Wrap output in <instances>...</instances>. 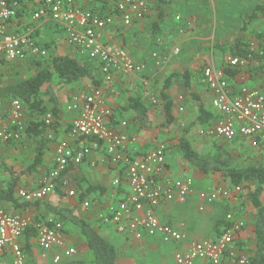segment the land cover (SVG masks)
Masks as SVG:
<instances>
[{
    "label": "crops",
    "instance_id": "1",
    "mask_svg": "<svg viewBox=\"0 0 264 264\" xmlns=\"http://www.w3.org/2000/svg\"><path fill=\"white\" fill-rule=\"evenodd\" d=\"M33 1L21 6L19 16L9 24L10 32L24 34L32 27L35 40L47 50V58L54 56L77 58L80 63L88 64L91 67V71L96 80L100 82V85L96 86L90 79H83L78 83L67 86L58 85L57 83L46 85L41 96L49 109L54 106L51 99L55 97L58 101L59 112L53 129H49L46 133L49 142L45 149L44 163L38 169H29L37 156L38 144L32 139H26L24 136L25 131L18 141L4 142L0 139L1 161L8 170L1 172L0 183L2 179L11 178L10 173L20 175L17 189H15V197L18 198L19 190H32L41 186L51 169L55 167L56 147L61 141H66L74 146L90 145L92 141L75 140L71 137L70 128L75 113L71 112L69 107L76 97L91 94L95 88H100L105 106L113 113L111 122L118 124L121 121H127L129 124L127 132L138 137L139 142L133 147L136 154H145L158 144L165 143L168 145L167 165L169 173L175 178L185 176L193 178L195 193L189 197L187 203L183 205L168 204L160 211L161 220L165 224L173 225L185 231L189 243H164L159 237L151 238L148 236H145L142 240H137L129 233L118 232L114 224L103 222L102 215L106 214L105 208L110 204H116L123 200L129 192L126 182L121 186L114 185L115 179L122 177L124 171L121 167L111 164L105 146L95 147V145H91V152L84 163L72 168L69 167L58 180L56 191L44 200L31 202L27 208L16 207L11 202L3 201L0 203V211L10 215L22 216L30 224L40 223L51 227V224H55L56 221V216L52 211L53 208H74L76 215L88 221L102 237L120 251L117 264H174L173 255L175 251L187 250L192 242L219 238L220 236L215 231L216 224L225 221L229 225L227 217L232 214L234 220H242L245 223V228L236 237V252L239 256H248L255 248L254 224L256 218L255 208L253 207L254 212H251V209L242 201L244 200L243 194L245 192L248 194L249 189H244L243 194L240 196L222 198L213 204H204L199 199L198 193L200 191H210L216 187L231 188L228 181L223 179L221 181L220 177L203 174L187 164L178 149V138L176 142L172 143L162 140L164 136L163 126L173 127L175 125L166 124L163 93L173 102L174 123H178L179 115L185 121L192 123L198 116L201 102L215 111L212 107V92L202 79L197 81L192 79L190 89L184 85L178 87L177 84H183V82L180 81V83L176 80L174 85L170 83L168 89H164V83L159 92L150 91V87L157 85V80H160L164 74L171 76L185 71L192 74L190 66L193 63L192 69L197 70L200 63L197 62L201 53L199 49H202V41L209 43L210 40H214V35L209 40L203 38V26L206 25L207 19L225 18L224 25H229L230 18L238 19L239 40L250 44L251 37L257 35L256 29H254L255 24H260L263 20L261 18L252 20L247 30L243 31L241 29L243 25L242 14L243 16L252 14L261 0H171L170 4L166 6L165 18L161 21L157 1L148 0L149 12L147 15L143 19L134 20L132 25L128 27L123 24L121 17L115 10L119 0H75L78 7L101 15L111 16L113 22L102 32L101 40L106 44L124 48L136 62L143 63L146 67L142 74L126 75L120 72L112 78H106L101 73V69L98 68L100 66L98 61H87L85 56L79 54L77 49L67 42L63 28L56 25L50 18L33 21L32 13L37 7ZM156 25H158V28ZM232 34L233 38L235 34L234 32ZM232 38L224 37L225 43L229 44ZM255 46L253 45V47ZM175 48H179L180 52L171 57L165 67L168 70L166 73L163 70L165 68L159 69L156 66L152 54L157 52L165 55L167 51L171 52ZM212 50H214V47L207 45L205 51L211 53ZM212 57L210 58L213 63ZM42 60L43 58L39 57H29L23 62L6 64L0 72V78H3L5 73L11 71L20 63V65L28 64L30 69H34L36 63ZM224 62L222 63L224 64ZM169 65L170 67H168ZM243 70L244 72L236 77V81L240 84L234 86L235 88L238 89L241 85L250 88L264 86L263 66L252 63ZM167 79L168 77L165 78V82ZM193 93L200 97V103L193 99L191 96ZM132 95H139L146 104L148 109L146 117L128 109L127 103ZM180 108H183V110L181 111ZM10 111V101L0 103V116L5 120V127H9ZM215 113L218 117H222L217 111ZM31 120L29 117L27 118L26 129ZM193 131L195 134L193 136L196 138V129ZM50 133L55 134L57 141L48 138ZM190 135H188V138H190ZM176 136L178 137V134ZM173 137L175 138V136ZM206 139L207 137L201 140ZM245 143L248 144L247 141ZM90 187H94L96 190L89 193L86 201L81 203V195L84 192L86 193ZM71 191L75 193V196H70ZM17 200L24 203L19 198ZM86 202L91 204L90 208L84 207ZM62 225V235L67 242V246L75 248L76 253L71 257H64L60 264H70L72 262L90 264L89 262H92L90 259L93 258L92 252L88 248L80 229L72 223ZM224 229L225 227L222 224L219 233H222ZM21 243L24 245L23 238ZM167 245L173 247V255H168ZM59 252L61 250H44L39 245L38 239L35 238L32 241L31 254H25L26 261L27 264L30 261H34L35 264H53L52 258ZM4 255L6 257L0 260V264L4 262H12L13 264V255L8 250H0V256ZM196 264L211 263L200 260ZM222 264L237 263L227 257Z\"/></svg>",
    "mask_w": 264,
    "mask_h": 264
},
{
    "label": "built area",
    "instance_id": "2",
    "mask_svg": "<svg viewBox=\"0 0 264 264\" xmlns=\"http://www.w3.org/2000/svg\"><path fill=\"white\" fill-rule=\"evenodd\" d=\"M33 2L37 6L32 13L33 21L50 18L62 27L67 42L82 56L98 61L101 73L106 78H112L120 72L126 75L142 74L145 70V65L136 62L124 48L101 40L102 32L113 22L111 16L78 7L75 0ZM148 4V0H120L116 12L128 27L134 20L143 19L147 15ZM20 8L18 1L0 0V72L6 64L23 62L29 57H47V50L34 38L32 27L24 34L10 32L9 24L18 17ZM179 52V48L165 55L154 52L152 58L156 66L165 68L171 57ZM261 55L264 53L261 52ZM226 63L229 68L238 70L247 68L250 60L228 56ZM203 75L204 82L212 92V107L222 118L212 127L200 129V134L228 141H247L253 149L264 151V86L250 88L241 85L237 89L230 84L226 72L215 67H206ZM69 110L75 113L70 128L71 137L75 140L92 141L91 144L74 146L61 141L56 147L55 167L41 186L32 190L21 189L17 197L29 203L44 200L56 191L58 180L69 167L84 163L91 152V145L105 146L111 164L124 171L122 177L115 179L114 185L121 186L126 182L129 192L123 200L105 208L103 222L114 224L118 232L129 233L137 240L148 236L159 237L164 243H189L185 231L165 224L160 216L161 209L166 205H183L195 193L192 177L175 178L169 173L168 145L160 143L145 154H136L133 147L139 142L138 137L127 132V121L118 124L111 122L113 113L105 106L100 88H95L91 94L76 97ZM27 118L24 105L18 100L12 101L9 127L4 126L5 120L0 116V139L4 142L20 140L26 130ZM43 119L48 126L57 121V117L51 113L44 115ZM48 138L57 141L53 133ZM243 192L242 186L216 187L210 191H200L198 195L204 204H213L222 198L240 196ZM69 194L75 196L72 191ZM84 207L90 208L91 204L86 202ZM227 218L229 225L219 238L192 242L187 250L175 251L174 264H196L200 260L222 264L227 257L237 264H247L248 259L239 256L235 249L236 237L245 228V223L234 220L232 214ZM29 224L22 216L0 211V250H8L13 255V264H27L21 239ZM62 233V223H55L52 227L38 225L37 239L41 248L46 251L61 250L52 258L53 264H60L64 257H71L76 253L75 248L67 246Z\"/></svg>",
    "mask_w": 264,
    "mask_h": 264
},
{
    "label": "trees",
    "instance_id": "3",
    "mask_svg": "<svg viewBox=\"0 0 264 264\" xmlns=\"http://www.w3.org/2000/svg\"><path fill=\"white\" fill-rule=\"evenodd\" d=\"M10 1H18L20 6L32 2V0ZM156 1L161 21L165 18L166 6L170 4L171 0ZM19 14L20 10L18 16ZM257 18H261L264 21V0L260 1V4L255 8L252 14L244 16L242 14L243 25L241 29L243 31L247 30L249 23ZM156 27L158 28V25H156ZM256 36L261 40L259 41L258 47H253V44L250 45L239 39L235 40L234 43L217 45L215 47L224 53H228L232 57L248 58L250 60L249 65L257 63L258 65L264 67V55H261V52L264 53V41L262 42V40H264V33H259ZM166 53H170V51H167ZM45 58L36 63L40 69L30 78L24 81H18L15 84H0V103L18 100L24 105L27 116L32 119L28 128L25 130L24 136L28 140L32 139L36 141L38 146L37 156L33 165L29 169H38L44 163L45 149L47 147V143L49 142L46 133L49 129H53L54 127V124L52 126L46 125L43 119L44 115L51 113L53 116L57 117L59 112L58 101L55 97H52L51 99L54 106L51 109L46 106L41 96L44 87L52 83L67 86L78 83L83 79H90L94 82V84H96V86L100 85V82L96 80L95 75L92 73L91 67L88 64L80 63L77 58L70 56H54L49 58V62L48 60H45ZM85 59L87 61H92L88 57ZM98 68L100 69V66ZM205 68L206 67L201 68L200 76H196V74L194 75L193 73L192 76V74L188 71L175 75L172 74L168 77L164 89H168L173 80L182 81L183 85L190 89L191 82L193 80L197 81L198 79H202L204 81L203 72ZM223 70L226 72L228 80L230 84L232 83V85L238 84L236 77L244 72L243 69L235 70L229 68L226 62ZM162 96L165 106L164 112L166 124L172 125L175 120L172 111L173 102L166 94L163 93ZM191 96L196 102H201L198 95L193 93ZM127 106L128 109L133 110L140 116L146 117L148 109L139 95H132L128 100ZM215 111L209 109L201 102L197 118L179 137L177 146L184 161L192 168L199 170L203 174L220 177L223 180L228 181L230 187L242 186L244 189L246 187L248 188V184H252V186L248 188L249 192L247 196L256 210L254 224L255 248L248 256L245 257L248 259L247 264H264V203L262 202V196L264 195V164L249 165L246 167L236 166L234 156L227 144L241 141L239 139L228 141L222 138L207 137L214 140L212 151L202 154L197 151L192 140L188 138V135L192 133L194 129L212 127L216 123L215 121L220 120L222 117H218ZM72 167L73 166H71V168ZM3 170L8 171L7 168L3 166L0 157V174ZM10 176L11 178L9 179L1 180L0 203L7 201L13 203L16 207L27 208L29 206V202L24 201V203H20L19 200H17L18 198L15 197V189H17L20 175L10 173ZM93 190L95 191L96 189L94 187H90L86 193L84 192V194L80 197V202H85L87 195ZM52 211L56 216L55 223H72L80 229L82 236L86 240L88 248L92 252L93 264H117L120 257V251L111 242L102 237L88 221L83 220L76 215L74 208H53ZM38 224L41 225L40 223L29 224L23 232L22 238L24 239V245H22V249L25 254H31L32 241L38 237ZM222 224L225 228L228 226L225 221L218 222L215 228L218 236H221L222 234L219 233ZM53 225L54 224H51V227Z\"/></svg>",
    "mask_w": 264,
    "mask_h": 264
},
{
    "label": "rangeland",
    "instance_id": "4",
    "mask_svg": "<svg viewBox=\"0 0 264 264\" xmlns=\"http://www.w3.org/2000/svg\"><path fill=\"white\" fill-rule=\"evenodd\" d=\"M225 22H226L225 18L224 19H220V18H218V19H207L206 25L203 26V30H204V32H203L204 37L203 38H206L209 40V38L214 35V40L213 41L210 40L211 42L209 41V43H204L202 41V44H201L202 49H199V51H201V53H200L199 58H198L199 61L197 62V63L200 62L199 66H198L197 70H195V71L192 69V65H194V63L190 66L191 72L194 75L196 74V76H200L202 67L212 66V67H215L217 69H223L224 64L226 62V59L230 55L228 53H224L223 51L217 49L215 46L225 45L226 43L224 41V37H227V38L231 37L232 38L233 32L235 35L229 41V43H234L235 40L240 39L239 38V36H240L239 31H237V29L239 28V26L237 24L238 19L230 18L228 21L229 25H224ZM255 25H256V27L254 29H256L257 34L264 33V22L263 21L260 24L256 23ZM244 35H246V34H244ZM251 38H252V40H249L250 45H251V43H253L254 46L256 45V47H258L259 41H261V40L259 38H257L256 35H254ZM263 41L264 40H262V42ZM207 45H212L214 47V50L211 51L212 54L210 53V51H205ZM198 52H196V53L198 54ZM196 53H195V55H196ZM212 55H213V57H212ZM210 57L213 58V60H214L213 63L211 62ZM45 60H48V62H49V58L46 57ZM222 62H224V64ZM20 64H18L14 69H11V71L5 73V76H3V78L2 77L0 78V83L1 84H7V83H15L18 81H24V80L30 78L34 73H37V71L40 69V67L38 65H36L34 69H30L28 67V64H25V65H20ZM168 67H170V65ZM163 70L166 73L168 71L166 68ZM166 77H169V76L164 74V76L160 80H157L158 84L150 87V91L159 92L161 87L164 85V83H166L165 82ZM175 82L176 81L173 80L171 82V85L172 84L174 85ZM239 84H237V85H239ZM177 85H178V87L183 86L182 83L177 84ZM234 86H236V85H234ZM177 122L178 123H174L175 125L173 127L163 126L165 129L161 127L164 131L163 132L164 136H163L162 140H165V141L167 140V142L169 141L170 143H172L174 141L176 142V139L177 138L179 139V137L183 134V132L187 129V127L191 123V122H187L184 119H182L180 115L178 116ZM195 132H196V138L193 136V135H195L194 131H192V133H190L191 134L190 139L192 140L193 145L197 149V151H199L202 154H206V153L211 152L214 140L209 139V138H207L206 140H201L202 138H206L207 136L201 135L200 129H198V128L196 129ZM176 134H178V137L176 136ZM173 136H175V138ZM245 142L246 141H238L236 143L227 144L228 148L232 152V155L234 156L235 165L239 166V167H246L249 165L264 164V152L263 151H256L255 149L250 147L249 143H248L249 144L248 145ZM221 181H222V178H221ZM219 183H222V182H219ZM251 186H252V184H248V188ZM248 188L246 187L244 189L248 190ZM247 195H248L247 192H245L242 196L244 199V200H242L243 204H245L247 207H249L251 209V212H254V210H253L254 208H253L251 202L249 201ZM263 202H264V195H263ZM167 247L169 249L168 255L169 256L173 255V252H174L173 247H170L169 245H167ZM5 255H7V254H5ZM5 255L0 256V260L3 259V257H6ZM92 259H90V261H92ZM89 263L93 264L92 262H89ZM3 264H12V262H10V263L4 262ZM29 264H35V262L30 261ZM70 264H79V263L72 262ZM82 264H88V263H82Z\"/></svg>",
    "mask_w": 264,
    "mask_h": 264
}]
</instances>
